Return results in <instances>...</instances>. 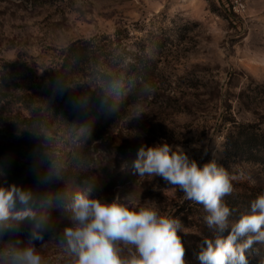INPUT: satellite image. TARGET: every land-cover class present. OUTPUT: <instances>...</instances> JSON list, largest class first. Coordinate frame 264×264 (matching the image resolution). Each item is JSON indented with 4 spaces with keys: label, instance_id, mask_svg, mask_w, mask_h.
Segmentation results:
<instances>
[{
    "label": "rangeland",
    "instance_id": "rangeland-1",
    "mask_svg": "<svg viewBox=\"0 0 264 264\" xmlns=\"http://www.w3.org/2000/svg\"><path fill=\"white\" fill-rule=\"evenodd\" d=\"M244 2L245 10L236 13L232 0H0V68L17 62L10 75L20 96L0 125V151L18 140L24 118L48 84L46 73L60 66L62 51L72 42L91 39L111 54L107 65L68 85L70 99L91 115L96 110L87 96L105 85L100 76L105 67L123 66L126 78L130 65L144 70L153 89L132 95L124 88L121 111L97 139H86L91 123L68 127L55 120L43 129L35 149L17 157L29 178H39L46 189L35 206L53 204L52 225L36 242L46 264H70L59 245L67 214L55 205L62 193L70 198L89 186L105 199L119 195L147 202L181 219L186 259L198 264V245L214 235L203 206L159 177L132 174L131 162L142 144L179 146L200 165L214 156L234 177L233 192L224 197L231 209L236 207L231 220L250 211L251 201L264 193V163L235 156L227 147L236 125L264 131V0ZM138 111L143 112L139 117ZM22 227L27 229L29 221ZM24 236L0 234V250ZM247 258L248 264H264V243L254 244Z\"/></svg>",
    "mask_w": 264,
    "mask_h": 264
},
{
    "label": "clouds",
    "instance_id": "clouds-1",
    "mask_svg": "<svg viewBox=\"0 0 264 264\" xmlns=\"http://www.w3.org/2000/svg\"><path fill=\"white\" fill-rule=\"evenodd\" d=\"M143 91L153 89L146 84ZM131 170L138 177H159L186 200L203 206L206 226L214 235L198 245V264H248L252 246L264 243V193L251 201L250 211L231 220L234 210L224 197L233 192L234 177L214 156L200 165L179 146L142 144ZM60 199L55 206L67 214L68 223L59 233V245L70 264H189L181 219L162 214L152 204L119 195L108 200L95 195L92 186L70 198L62 193ZM35 205L32 189L15 183L0 187V234L19 237L26 232L0 250V264H46L36 242L45 239L52 225L53 204L47 200ZM25 220L27 229L22 227Z\"/></svg>",
    "mask_w": 264,
    "mask_h": 264
},
{
    "label": "trees",
    "instance_id": "trees-1",
    "mask_svg": "<svg viewBox=\"0 0 264 264\" xmlns=\"http://www.w3.org/2000/svg\"><path fill=\"white\" fill-rule=\"evenodd\" d=\"M110 55L91 39L78 40L64 48L61 54L62 63L46 73L48 84L40 94L36 107H31L29 116L24 118L18 140L0 151V182L6 188L15 183L32 189L36 200L43 199L46 189L41 186V180L30 179L29 172L23 170L17 157H22V154L25 156L26 152L35 149L43 129H47L55 120L68 127L87 126L91 123L94 128L87 132L86 139H97L105 132L104 127L112 121V116L121 111L125 103L124 88L128 87V93L135 95L149 84L144 77L145 71H138L135 66L130 65L132 69L129 78L124 77L126 68L123 66L111 69L105 67L100 71L102 83L105 85H98L87 96V101L96 110L95 113L91 115L81 102L72 101L68 90L70 81L76 76L86 75L91 69H101V66L109 63ZM16 68L17 62L3 64L0 68V125L5 122L7 113L10 112V103L20 101V96L16 93L17 83L10 75ZM101 128L102 131L95 133V130ZM227 147L235 156L264 163V131H259L250 124L236 125L235 131L227 136ZM235 208L232 209L235 211Z\"/></svg>",
    "mask_w": 264,
    "mask_h": 264
},
{
    "label": "built area",
    "instance_id": "built-area-1",
    "mask_svg": "<svg viewBox=\"0 0 264 264\" xmlns=\"http://www.w3.org/2000/svg\"><path fill=\"white\" fill-rule=\"evenodd\" d=\"M233 12L241 13L246 8V3L244 0H232V6H231Z\"/></svg>",
    "mask_w": 264,
    "mask_h": 264
}]
</instances>
